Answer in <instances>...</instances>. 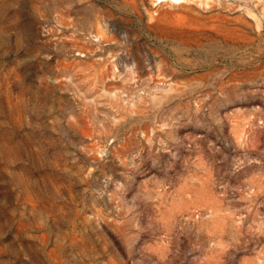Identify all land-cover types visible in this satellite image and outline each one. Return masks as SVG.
<instances>
[{"label":"rangeland","instance_id":"rangeland-1","mask_svg":"<svg viewBox=\"0 0 264 264\" xmlns=\"http://www.w3.org/2000/svg\"><path fill=\"white\" fill-rule=\"evenodd\" d=\"M0 264H264V0H0Z\"/></svg>","mask_w":264,"mask_h":264}]
</instances>
